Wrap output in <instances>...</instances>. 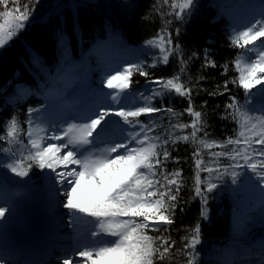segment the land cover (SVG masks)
<instances>
[{"label":"trees","instance_id":"trees-1","mask_svg":"<svg viewBox=\"0 0 264 264\" xmlns=\"http://www.w3.org/2000/svg\"><path fill=\"white\" fill-rule=\"evenodd\" d=\"M53 1L0 0V18L16 10L33 19ZM223 1L191 0L181 7L178 0H84L45 21L26 23L0 48V93L11 91L12 81L33 91L28 101L9 102L0 110L1 150L23 136L29 112L42 103L35 94L52 84L56 68L82 58L97 39L112 34L125 44L158 38L168 43V63H147L130 79L134 87L149 82L159 87L153 128L162 147L154 163L161 204L155 214L135 216L129 264H222L210 256L211 247L234 232L236 193L231 190L244 175L229 154L237 144L245 93L235 63L250 42L232 33ZM12 121L15 135L8 137ZM26 166L36 174L37 163ZM254 220L255 232L264 229L256 225L258 217Z\"/></svg>","mask_w":264,"mask_h":264},{"label":"rangeland","instance_id":"rangeland-1","mask_svg":"<svg viewBox=\"0 0 264 264\" xmlns=\"http://www.w3.org/2000/svg\"><path fill=\"white\" fill-rule=\"evenodd\" d=\"M83 2L84 0H54L48 3L47 12L33 19H29L27 14L11 10L0 18V48L7 45L10 39L26 23L33 24L37 21H45L49 15L60 13L66 8H74V6ZM178 2L181 7H186L191 0H178ZM262 5H264V0H245L238 1L229 8L226 16L230 22L233 21L230 27L236 35L240 36L239 41L243 39L251 42L256 37L264 36V14L259 23L257 19L249 17L251 12H259V7ZM238 19L246 20L247 24L236 26ZM99 43L110 44L107 42ZM103 48H106V46L99 48L98 51L91 48L86 51V55H100ZM139 49H141L140 55L143 56L142 58L138 56L136 64H144L146 61H152L153 64L167 63L171 55L169 45L164 38H158L150 44L142 45ZM114 51L116 52L117 49ZM254 53L256 58L253 60L249 59L245 64H241V61H239L236 64L237 73L243 76L239 77L240 82L247 89L244 111L239 122V141L242 144L239 143V151H235V153L238 157L237 161H242L241 165L246 172L244 183L237 191L240 204L232 218L233 240L229 242L226 240V242L212 246L211 257L221 263L247 264V261L244 260L247 256V253H244V244L249 240L248 234L251 231L248 227L251 223L250 216L257 213L264 217V194L260 193L253 184V172H251L253 167H258L257 172L264 171V81L256 85L257 79L254 76L258 68H261V72L264 74V40L260 41L255 47ZM76 65L79 64L74 66ZM67 67L72 69L73 65L69 64ZM114 67L117 70L110 71L106 65L93 66L91 69L96 76L97 83L91 85L86 83L82 74L76 77L72 72V77L69 76L70 74L67 75V82L60 81L63 75L59 77L60 90L52 89L48 93V96L51 97V103L48 106L47 104L44 105L45 107L33 116L34 124H32L33 126L27 137V145L17 149L15 155L7 152L0 156V186L7 189L13 202L10 209H0V250L10 242L9 240L19 241L24 237L20 227L23 223L36 225L39 229L42 227L47 229L50 226L57 227L61 223L62 215L67 212L68 206H71L74 213L81 212L86 216L87 223H84L86 221L81 219L84 228L89 227L92 233L94 229H97V233H100L102 239H105L104 242L109 244L110 250L100 248L98 252L88 256L90 264H129L131 261L134 247L127 240L126 235L134 225L132 222L134 215L155 214L159 206V191L157 183L153 180V159L157 155V149L162 146L158 145L157 147L147 140L143 160L136 169H127L119 162L114 164L110 150L106 146L109 145L107 142L100 141L97 143L96 149L100 155L91 158L92 161L84 156L78 157L79 145L84 140L83 135L80 134L83 133V128L80 129L79 134L74 133L72 130L76 121L71 118L66 121L61 115L63 113L59 114L60 111L56 104V101H60V97L63 99L66 96L74 95L77 97L83 92L91 91L92 94H96L98 97L103 95L104 99L120 102L121 107L117 109L115 119L122 117L123 114L126 117L143 115L149 110L150 102L160 96L158 90L153 89L152 86H146L145 96L133 97L126 90L129 87L130 64L122 63ZM107 73H110L117 80L115 84L118 85L114 89L106 81ZM64 74H68V71L66 70ZM77 81H79L80 87L73 90L74 83ZM254 85L256 86L253 87ZM113 90H116L117 93H112ZM18 91L23 96L28 93V90L24 87H18ZM149 91L151 94H148ZM124 99L125 101H121ZM62 110L66 112L65 108H62ZM151 112L152 110L147 114ZM53 117H57L58 122H56L59 128L56 136H53L55 143L52 144L50 138L45 141L46 144H49L46 149L37 148L36 139L40 138L42 143L41 138H47L45 135L42 136L45 131H48V126L51 123L49 119ZM121 119L120 121H122ZM123 125L130 130L136 126H144L140 122L136 124L124 123ZM145 134L149 136V132L146 131ZM72 147L73 150L75 147L79 148L75 152L69 150ZM129 149L133 151L132 147ZM27 153L37 158L42 167L43 174L39 178L35 177L29 169L24 168L22 162H20ZM52 157L63 158L59 162V165L63 168L75 166V169H72L73 171L64 178L63 182L51 178L53 175H58L56 170L52 168ZM137 157H141L140 152ZM74 159L78 160V164L74 163ZM110 165L113 166V170L117 175L116 178L111 177L110 171L107 170ZM90 172H98L100 176L104 177V180L99 181L96 177L91 178L89 176ZM74 179H81L82 181L73 186ZM88 182L93 183L92 187L87 184ZM97 183L98 185H96ZM144 187L147 188L142 190ZM139 191L141 194L138 197L136 193ZM254 199H258L259 203H255ZM51 202L59 203L62 206L55 215L51 211ZM44 203H49L50 208H46ZM118 211L134 215L123 217L117 214ZM90 220H92L93 226L90 224ZM56 233L59 234L58 230ZM92 233L89 232L88 234L92 235ZM70 234L72 233L68 229L61 232L65 244L68 245L69 242L74 251L77 245L71 242L75 240L65 239L64 237V235ZM25 235L27 234L25 233ZM24 238H28V236ZM56 238L59 239L58 236ZM84 242H89V238H85ZM60 243L63 245L62 242ZM98 244L101 245V243ZM83 259V255L77 254L67 261V264H80L84 261ZM0 264H3L1 259ZM84 264L88 263L84 262Z\"/></svg>","mask_w":264,"mask_h":264},{"label":"bare ground","instance_id":"bare-ground-1","mask_svg":"<svg viewBox=\"0 0 264 264\" xmlns=\"http://www.w3.org/2000/svg\"><path fill=\"white\" fill-rule=\"evenodd\" d=\"M106 81L110 83L109 85L111 86L112 89H114L118 85V84H115L117 83V80L114 79V77L110 73L106 74ZM119 105L120 104L118 102H109L108 104V107H110L109 109H106V107L102 105L98 108V110L95 112L93 117L97 118V120H95V123H98V124L100 123L99 127H103L104 129H107L105 131L109 133V136L112 141L111 146H110V152H111V159L113 160V163L116 164V162H119L123 166H125L127 169H134V168L136 169L143 160V156H144L143 152L145 151V148H147V145H145V142L149 140V137L145 134V131L140 130L139 127H135L132 130L125 127V129L122 130L119 128L117 124H115V122L110 121L115 118L116 113L114 109L119 107ZM48 127H49L48 131H45L42 136L44 137L45 135L47 136V138H44V139L41 138L42 144H40V138L36 139L38 146L40 145L42 146V148H45V149L49 146V144H45L46 139L51 138V143L54 144L55 140H53L54 139L53 136H56V133H58L59 131L56 120H51V123L49 124ZM82 127H86V126L82 124H77L74 127V130L76 131L75 133L77 134V132L80 131ZM86 131L93 132V130H87V129L84 130L83 132H86ZM36 137H38V135H36ZM131 147L134 148L133 151L129 149ZM69 150L77 151V148H74L73 150V147H72ZM139 152L141 153V157H137ZM81 156H83L82 150H80L78 154V157H81ZM61 159L63 158H57V157L51 158L52 168L55 169L56 174H58L56 176L53 175L51 178L52 179L56 178L57 180L59 179L60 182H63L64 178L75 169L74 168L75 166H71L69 168H63L62 166L59 165V162L61 161ZM74 163L78 164V160L74 159ZM107 170L110 171L111 177L113 178L117 177L115 171L113 170V166L111 165L108 166ZM89 176L91 178L96 177L97 180L99 181L104 180V177L100 176L98 172H90ZM79 181L81 182L82 180L74 179L73 186L76 185V183ZM87 184L90 187H92L93 185V183L91 182H88ZM96 185H98V183ZM44 204L46 208H50L49 203H44ZM61 207L62 206H60L59 203L51 202V211L53 212V215H55L57 210ZM62 219L60 221L62 222L63 228L69 229L71 231L73 239H76V235H77V238H84V237H81L80 235L85 236V238H89V242H85V245L79 246L77 250L74 251L75 253L71 252L70 255H72L73 253H74L73 256L77 254L83 255L84 261L80 264H84V262H87L88 264H90L91 262L88 256L92 253L99 251V247L97 246L96 241L102 238L101 234L97 233V229H94L92 233L89 227L84 228V224H83V221H81V219H84L86 221L84 223H87L88 220L86 219V216L81 212L77 214L74 213L73 208L71 206H68L67 212H65L62 215ZM90 224L92 225V220H90ZM20 227L23 232H28L31 229V224L23 223L22 225H20ZM89 232L92 233V235H89L88 234ZM66 237H68V235ZM105 250H110V248H107ZM22 255L27 259L32 257L30 252H26V251L23 252ZM258 263L259 262H256V264Z\"/></svg>","mask_w":264,"mask_h":264}]
</instances>
